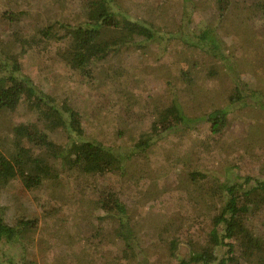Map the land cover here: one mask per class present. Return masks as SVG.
I'll use <instances>...</instances> for the list:
<instances>
[{
	"label": "rangeland",
	"instance_id": "rangeland-1",
	"mask_svg": "<svg viewBox=\"0 0 264 264\" xmlns=\"http://www.w3.org/2000/svg\"><path fill=\"white\" fill-rule=\"evenodd\" d=\"M117 1L134 18L175 32L182 24L185 0ZM194 1L191 29L212 24L226 61L175 38L143 48L127 45L100 62L90 82L66 65L62 43L44 48L31 39L56 21L77 25L85 20L80 0H0L5 48L9 53L22 51L25 73L53 100L81 112L88 137L126 152L148 130L155 109L173 99L190 118L202 119L196 128L153 141L146 155H135L122 168L113 159V170L102 176L68 171L36 190L12 180L0 193V205L25 216L36 213L40 226L27 252L0 242V263L179 264L188 256L191 242L209 244L206 234L212 217L226 198L224 190L205 176L194 178L193 171L222 184L240 183L246 177L252 178L248 186L264 182V108L229 99L236 79L264 93V0H230L223 16L216 13L215 0ZM186 70L190 78L183 75ZM215 108L228 109L227 124L219 133L204 117ZM35 120L24 106L0 111V142L14 152L12 125ZM66 141L60 132L59 142ZM102 185L116 189L127 205L139 243L133 262L117 258L118 219L104 214L97 204ZM250 231L264 239V212L254 217ZM173 238L178 240L172 254ZM209 247L220 257L225 253V248L211 243Z\"/></svg>",
	"mask_w": 264,
	"mask_h": 264
},
{
	"label": "trees",
	"instance_id": "trees-1",
	"mask_svg": "<svg viewBox=\"0 0 264 264\" xmlns=\"http://www.w3.org/2000/svg\"><path fill=\"white\" fill-rule=\"evenodd\" d=\"M194 2L185 0L182 24L175 32L132 17L117 0H80L85 10V20L77 25L56 21L41 27L31 39L35 46L44 48L53 42L62 43L66 65L90 82L96 78L99 63L127 45L143 48L157 41L175 38L226 61L220 36L212 24L191 29L196 6ZM214 4L216 13L223 16L231 2L215 0ZM21 57L22 51L9 53L0 38V111H14L24 106L36 115L35 121L12 125L10 132L17 143L14 152L0 142V193H4L6 186L15 179H19L25 189L36 190L46 182L59 180L68 171L102 176L113 170V159L122 168L135 155H146L153 141L196 128V122L202 120L190 118L182 111L180 103L173 99L156 108L148 130L140 135L132 148L121 151L88 137L81 112L68 103L58 104L39 88L25 73ZM226 65L232 69L230 61L227 60ZM183 75L190 78L187 70L183 71ZM234 84L229 97L231 103L243 102L264 108L263 92L246 86L238 79ZM227 114L228 109L215 108L204 117L210 122L211 130L219 133L227 124ZM60 132L66 135L65 143L59 142ZM23 142L28 146L22 145ZM192 175L194 178L205 176L211 185L225 192L222 210L212 217L211 227L206 234V241L225 248V253L220 257L210 249L209 244L196 246L190 241V252L179 264H264V239L254 237L250 231L254 217L264 212V182L257 180L256 184L248 186L252 178L246 177L243 182L229 185L199 170L193 171ZM98 194L97 204L101 211L118 219L116 227L120 237L117 258L133 262L139 256V243L127 205L118 191L109 186L102 185ZM10 211L8 205H0V242L14 244L17 250L23 248L27 252L40 226L39 216L36 213L25 216L16 209ZM177 240H171L172 254L177 248ZM27 258L24 256V260Z\"/></svg>",
	"mask_w": 264,
	"mask_h": 264
}]
</instances>
